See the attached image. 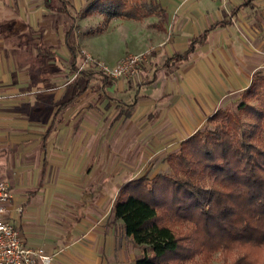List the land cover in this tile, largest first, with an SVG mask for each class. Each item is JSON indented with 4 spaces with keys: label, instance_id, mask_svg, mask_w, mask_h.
<instances>
[{
    "label": "crops",
    "instance_id": "0c3cea01",
    "mask_svg": "<svg viewBox=\"0 0 264 264\" xmlns=\"http://www.w3.org/2000/svg\"><path fill=\"white\" fill-rule=\"evenodd\" d=\"M93 1L0 0L3 219L52 264L140 259L114 216L121 186L167 172V156L264 74V0H157L160 17L102 30ZM147 51L128 78L87 60Z\"/></svg>",
    "mask_w": 264,
    "mask_h": 264
},
{
    "label": "trees",
    "instance_id": "16d2710c",
    "mask_svg": "<svg viewBox=\"0 0 264 264\" xmlns=\"http://www.w3.org/2000/svg\"><path fill=\"white\" fill-rule=\"evenodd\" d=\"M88 12L104 16L100 30L114 18L162 14L157 0H94ZM239 99L234 113L218 109L210 128L167 156L168 173L121 186L113 212L142 247L134 264L195 263L217 250L232 256L229 264H264V74Z\"/></svg>",
    "mask_w": 264,
    "mask_h": 264
},
{
    "label": "built area",
    "instance_id": "2783aa9c",
    "mask_svg": "<svg viewBox=\"0 0 264 264\" xmlns=\"http://www.w3.org/2000/svg\"><path fill=\"white\" fill-rule=\"evenodd\" d=\"M150 52L127 56L114 65L87 60L107 77L119 79L135 76L141 66L148 62ZM11 198L8 186L0 182V264H52L53 255L46 254L42 249H32L23 243L19 232L4 221L3 214Z\"/></svg>",
    "mask_w": 264,
    "mask_h": 264
},
{
    "label": "rangeland",
    "instance_id": "374dc122",
    "mask_svg": "<svg viewBox=\"0 0 264 264\" xmlns=\"http://www.w3.org/2000/svg\"><path fill=\"white\" fill-rule=\"evenodd\" d=\"M239 102H240V99H238L236 102L227 104L221 107L220 109L234 113ZM248 103L252 106H256L258 104L253 98L248 99ZM241 120L247 123L250 122L249 119L244 117L243 115L241 116ZM205 128H210V126L205 125L203 129ZM168 172L169 171L167 170V172L165 173H168ZM208 254L209 255H207V253H204V252L200 253L198 256L195 257V263L186 262L185 264H229L232 260V256L225 254L221 250H217V251H214Z\"/></svg>",
    "mask_w": 264,
    "mask_h": 264
}]
</instances>
